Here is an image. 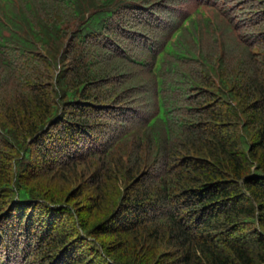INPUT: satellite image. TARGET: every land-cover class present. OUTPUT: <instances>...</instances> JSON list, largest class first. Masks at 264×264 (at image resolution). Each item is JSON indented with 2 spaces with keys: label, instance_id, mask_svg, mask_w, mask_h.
I'll return each instance as SVG.
<instances>
[{
  "label": "trees",
  "instance_id": "trees-1",
  "mask_svg": "<svg viewBox=\"0 0 264 264\" xmlns=\"http://www.w3.org/2000/svg\"><path fill=\"white\" fill-rule=\"evenodd\" d=\"M0 264H264V0H0Z\"/></svg>",
  "mask_w": 264,
  "mask_h": 264
}]
</instances>
